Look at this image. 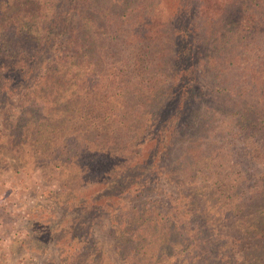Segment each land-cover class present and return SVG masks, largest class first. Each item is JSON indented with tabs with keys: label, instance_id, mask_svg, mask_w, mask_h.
<instances>
[{
	"label": "trees",
	"instance_id": "trees-1",
	"mask_svg": "<svg viewBox=\"0 0 264 264\" xmlns=\"http://www.w3.org/2000/svg\"><path fill=\"white\" fill-rule=\"evenodd\" d=\"M8 150L99 185L47 264H264V0H0ZM37 209L13 250L52 240Z\"/></svg>",
	"mask_w": 264,
	"mask_h": 264
},
{
	"label": "rangeland",
	"instance_id": "rangeland-1",
	"mask_svg": "<svg viewBox=\"0 0 264 264\" xmlns=\"http://www.w3.org/2000/svg\"><path fill=\"white\" fill-rule=\"evenodd\" d=\"M95 44H98L97 40L88 43L87 48L85 46L86 50L92 54L95 52L98 54ZM106 72V69L97 72H93L91 69L88 74L93 80L96 76H103L101 78H104ZM91 89L92 87L88 88V91ZM55 94L53 101L58 102V97ZM142 148L147 150L148 147L143 146ZM24 161H14L10 150L0 153V264H19L23 255L31 258L34 264L55 263L57 252L61 247L60 243L65 238L64 232L66 231L60 222L65 210L61 201L69 193H77L79 198L83 196L85 199V203L81 204H87V200L96 192L99 185L90 180L75 177L74 182H72L74 188L71 189L68 188L67 184L60 181V169L58 167L49 166L46 169L33 168L32 170L28 162L23 164ZM67 183L71 182L68 181ZM167 188L171 190L170 187ZM78 197L73 198V204L77 202ZM229 203L233 205L235 202L230 200ZM39 205H43L47 209L48 221L51 222L55 219L57 221L52 240L44 244L41 249L33 250L28 247L19 251L13 250L12 244L25 235L27 230L26 219L30 212L32 210L37 211ZM81 210L84 211V205ZM86 217L90 218V213ZM105 218L101 214H94L91 221L92 230L94 236L107 251L109 259H112V237Z\"/></svg>",
	"mask_w": 264,
	"mask_h": 264
}]
</instances>
